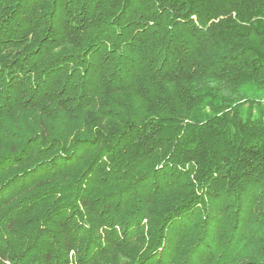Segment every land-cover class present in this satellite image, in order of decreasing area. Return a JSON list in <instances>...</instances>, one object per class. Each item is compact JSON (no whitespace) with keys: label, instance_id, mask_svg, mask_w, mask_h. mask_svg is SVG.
I'll return each instance as SVG.
<instances>
[{"label":"trees","instance_id":"trees-1","mask_svg":"<svg viewBox=\"0 0 264 264\" xmlns=\"http://www.w3.org/2000/svg\"><path fill=\"white\" fill-rule=\"evenodd\" d=\"M0 264H264V0H0Z\"/></svg>","mask_w":264,"mask_h":264}]
</instances>
